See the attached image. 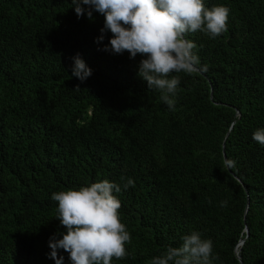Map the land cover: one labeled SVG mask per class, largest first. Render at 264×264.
Returning <instances> with one entry per match:
<instances>
[{"label": "trees", "instance_id": "obj_1", "mask_svg": "<svg viewBox=\"0 0 264 264\" xmlns=\"http://www.w3.org/2000/svg\"><path fill=\"white\" fill-rule=\"evenodd\" d=\"M204 4L230 9L227 31L187 34L199 66L178 74L169 110L137 74L144 56L103 51L110 31L96 42L100 13L0 0V264H73L50 257L66 232L51 196L103 180L121 186L131 234L111 264H150L192 231L213 241L214 264H264V146L252 139L264 128V0ZM77 54L92 71L83 82Z\"/></svg>", "mask_w": 264, "mask_h": 264}, {"label": "clouds", "instance_id": "obj_2", "mask_svg": "<svg viewBox=\"0 0 264 264\" xmlns=\"http://www.w3.org/2000/svg\"><path fill=\"white\" fill-rule=\"evenodd\" d=\"M78 18L93 12L104 16V33L112 37L103 51L116 55L127 52L130 58L144 56L138 66V76L147 82L148 89L162 93L161 99L174 110L180 80L178 74H192L199 66L193 49L196 45L186 39L188 33L200 31L216 39L227 31L230 9L224 5L205 7L204 0H72ZM84 6H87L85 8ZM72 76L85 81L91 69L77 54L72 57ZM206 71V66L200 69ZM79 89V88H77ZM252 139L264 146V128L254 131ZM122 181L125 177L120 178ZM135 187L127 178L123 188ZM121 186L108 180L98 181L79 189L54 192L51 199L57 202V217L65 233L50 237V257L57 258L60 250L68 253L73 264H111L113 257L126 258V243L131 234L121 222V202L114 193ZM220 207H227L221 201ZM57 236H61L58 239ZM213 241L203 239L198 231L182 237L179 247L169 246L161 255L153 257L150 264H214ZM63 257L57 260L62 264Z\"/></svg>", "mask_w": 264, "mask_h": 264}, {"label": "water", "instance_id": "obj_3", "mask_svg": "<svg viewBox=\"0 0 264 264\" xmlns=\"http://www.w3.org/2000/svg\"><path fill=\"white\" fill-rule=\"evenodd\" d=\"M211 96V95H210ZM236 115L238 116V112H236ZM223 148H224V144H223ZM224 159H225V157H224ZM225 164H226V161H225ZM237 179V178H236ZM238 180V179H237ZM245 191H246V189H245ZM246 206H248V201H247V205ZM247 208V207H246ZM245 232H246V234H248V230L247 229H245ZM243 240L242 241H240L239 243H238V245H237V247H236V249H235V254H236V257H237V259L239 260V262L241 263V261H240V256H239V252H240V249L238 250L237 248L239 247H241L242 245H243Z\"/></svg>", "mask_w": 264, "mask_h": 264}]
</instances>
